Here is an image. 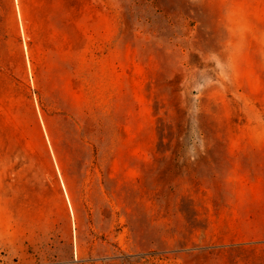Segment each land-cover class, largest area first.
<instances>
[{
    "label": "rangeland",
    "instance_id": "obj_1",
    "mask_svg": "<svg viewBox=\"0 0 264 264\" xmlns=\"http://www.w3.org/2000/svg\"><path fill=\"white\" fill-rule=\"evenodd\" d=\"M0 264H264V0H0Z\"/></svg>",
    "mask_w": 264,
    "mask_h": 264
}]
</instances>
